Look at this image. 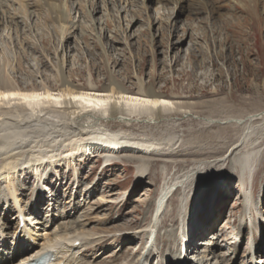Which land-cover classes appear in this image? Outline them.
<instances>
[{
	"label": "rangeland",
	"instance_id": "374dc122",
	"mask_svg": "<svg viewBox=\"0 0 264 264\" xmlns=\"http://www.w3.org/2000/svg\"><path fill=\"white\" fill-rule=\"evenodd\" d=\"M192 1L54 0L68 11H61L68 19L59 25L50 20L47 9L37 7V0H0V71L11 84L38 91L44 87L56 91L64 83L101 89L114 79L131 92L153 85L155 91L177 97L170 114L159 122L149 116L129 117L130 126L117 127L110 125L109 116L90 112L78 124L80 132L68 127L74 124L66 115L67 106L34 114L13 112L6 117L0 112V141L4 128L20 126L27 136L18 137L24 144L19 149L6 152L4 157L12 165L18 158L19 163H27L35 146L49 147L54 141L83 146L111 130L121 131L126 139H150L153 147L160 144L157 155H139L148 164L144 177H137L134 159L120 156L108 165L109 156L101 151L69 167L66 155L54 157L46 188L22 167L17 198L27 211H34L29 217L35 221L29 224L37 232L27 242L33 253H41V247L50 242L62 260L75 255L74 264H111L118 252L131 248L132 254L116 264H170L177 256V236L186 232L188 219L195 216L207 219L209 227L198 238L197 253L185 250L189 264H244L249 253L258 249L251 263L264 264V10L257 8L260 18L250 14L242 30H220L214 35L235 12L236 2L199 0L202 10L190 14ZM224 4L229 9H222ZM167 25L188 31L189 38L177 51L163 37ZM192 54L196 60L190 58ZM178 58L181 62L172 68ZM207 90L222 92L210 97ZM220 101L225 108L218 114L199 105ZM97 119L100 130L93 128ZM28 142L40 144L33 143L29 151ZM223 146L228 148L221 156L204 155L203 151ZM242 166L248 169L246 173ZM162 190H167L168 197L158 206ZM13 206L12 200L0 206V234L9 243L3 249L4 260L18 263L20 257L12 250L14 241L9 235L16 223ZM45 234L47 242L42 238ZM126 236L133 240L123 245ZM163 238L169 245L161 242ZM25 239L19 238L23 246ZM75 239L79 244H74ZM95 240L109 241L97 251ZM70 244L76 250L68 256ZM150 254L164 257L154 261Z\"/></svg>",
	"mask_w": 264,
	"mask_h": 264
},
{
	"label": "bare ground",
	"instance_id": "6f19581e",
	"mask_svg": "<svg viewBox=\"0 0 264 264\" xmlns=\"http://www.w3.org/2000/svg\"><path fill=\"white\" fill-rule=\"evenodd\" d=\"M176 1L181 2V0H176ZM203 1H206V0H203ZM234 1L236 2L235 12L232 14L230 13L231 18H228L226 21L224 20L221 28H217V30L214 31V35H219L220 30L225 31V32H234L237 29L242 30L241 26L243 25V22H247L250 14H254L255 16L257 15V18L261 17V15H259L257 13V8L258 9L263 8V10H264V0H262V1L258 0V2L255 3V5H254V1H257V0H234ZM201 2L199 0H193L192 1V4L190 6V14L192 12L197 14L199 9H200V11L202 10ZM219 2H223V0H216V2H213V3L215 4V3H219ZM36 3H37V7L39 6L38 7L39 9H43V8L47 9L46 12L47 11L49 12V14H50L49 17H50L51 21H53L59 25H65V23L68 19V16H64V14L68 11L64 10L61 3L55 4L54 0H37ZM219 7L220 6H218L217 8H219ZM221 8L222 9H224V8L229 9L228 5H225V4L222 5ZM61 11H64L65 13L62 14ZM181 12H184V14H185V11L183 8L181 9ZM257 18H255V19H257ZM263 22H264V20H263ZM249 29H250V27H249ZM63 31L68 32L67 30H63ZM187 32L188 31H184L182 33L179 31V29H177V27H174V25H171V27L167 25V27L164 28L163 37H166L167 41H170L169 43H170V47L172 48V51L173 50L177 51L180 48V45L183 43V41L186 38H189V35L187 34ZM245 34H247V32ZM175 37H178L179 39L175 40ZM171 39H172V41H171ZM256 41H257V39H256ZM215 44L218 45L220 43L215 41ZM193 55L194 54H192L190 58L192 60L193 59L196 60L195 56H193ZM216 56L219 59H221V57H222L218 53ZM180 60L181 59H179V58L176 59L174 61L172 68H174L175 65H178L179 62H181ZM199 62L202 65L201 60L200 61L198 60L197 63L199 64ZM161 64L165 65V64H163V62H160L158 65H161ZM6 69H7V66H6ZM1 73H2V71H0V112L2 111L1 116L5 115V117H6L7 114L10 113V115H11L13 112H15V113H17V112L18 113L19 112L28 113L29 112L30 114H34V112H38V111L47 112V111H49V109L50 110H52V109L53 110H56V109L60 110L64 106H67L66 110H65L67 112L66 115H69V118H70L69 121L72 124H74V126H75L74 127L73 125L72 126L68 125V127L74 131L78 130V124L81 125V123L85 119L88 118V116H89L88 113H90V112H92L93 115H94V113L102 114L103 116L105 115V118L107 116H109L107 118H111L112 120L106 119L107 122H109V120H110V122H111L110 125L111 126L116 125L117 127L118 126L119 127L130 126L131 119L129 117L149 116L151 118H154L152 120H156L157 122H159V121L165 119L167 117L166 116L167 114L168 115L170 114L171 104H173L174 100H177V97H175L173 95H169V94L162 92V91H160V92L155 91L153 89V85L152 86L147 85V86H144V89H141V90L136 91V92H131L128 89L124 88L121 84L116 82L114 79H109L110 80L108 83L109 85L104 86L101 89L77 87V86H73V85L68 84V83H64L58 89H56V91L55 90L52 91V89H47V87L46 88L44 87V89H42L44 91H38V89H36L35 87L28 89V88L15 86V85L10 83L11 80L8 82L6 80V78H4L2 76ZM161 75L159 77L160 79L162 78ZM204 90H206V89H204ZM221 92L222 91H217L216 93H212V92H209L207 90V92L205 91V94L209 95L210 97H213V96H217V95L221 94ZM61 102H63V104ZM199 105L201 106L202 110H206V112L211 113V114L221 113L222 112L221 110H223V106H224L223 102H221V103H219V102H217V103L207 102V103H199ZM224 108H225V106H224ZM1 109H3V110H1ZM97 114H95V115H97ZM101 116H100V118H101ZM67 123H68V121H67ZM45 124H46V122H45ZM19 127L20 126L14 127L12 129H9V128L5 129L4 128L3 131H4L5 135L3 136V138H1L2 140L0 141V146L5 147V148L3 147V150H0V152L3 151L2 154H0V179H4L3 180L4 182L0 181V203L1 202H2V204L8 203L9 200L10 201L12 200L14 203V206H13L14 209L15 210L17 209V212L15 214L16 223L14 225L15 226L14 231L9 234L12 236L13 239L12 238L11 239L14 241L13 246H12L13 247L12 250L15 251L14 253H16L15 255L17 258L20 257V261L18 262V264L32 261L34 259V257L43 254L42 252L45 253V251H47L48 249H55V252H54V254L52 253V255L54 256L56 262H53V264H74L75 262L78 261V258H75V255H70V257H68V256H69V254L75 252L76 249H74L75 247H73V246L78 241H80V240H78L79 238L74 240V244L72 242L73 246L71 244H70V246H68V256H67L68 259H63V260H62V258L61 259L58 258L59 255H61V254L59 251L57 252V250L54 246L50 245L51 244L50 242H48V244L43 245L41 247V253L40 252L39 253H33V250H34L33 246H30V247L27 246L28 239L31 238L30 240H34V236H36L37 231H36V229H34L32 227L33 225L31 226L29 224V223L32 224L35 221V218L34 219L30 218L34 215V211H32L31 209L27 211L25 209V207H23L21 205V202L17 198L18 193H17L16 185L18 184L17 179L19 178V175L26 171V174L28 176L30 175L32 178H34L35 181L38 183V185L41 184L44 188H46L45 182L47 183V181L49 179H47V177H44V176H47L48 173L51 172L50 165L55 163V162L53 163V161H52L54 159V157H56L58 155H66L68 157L66 163L68 164V167H69V166L75 165L77 162H85V160H87L88 158H91L94 153H96V152L99 153L101 151V154H105L106 156L107 155L109 156V157H106V160H105V163L108 165L114 164L115 162L113 160L114 159L116 160V158L120 157V156H126L130 159H134L135 160L134 162L138 164L137 168L139 169L138 173H137V177H144L146 175V172L148 171V169H147L148 164H147V162L144 161V159H141L142 157L140 158L139 155H141V156L151 155V154L157 155L155 150H157L159 148V146L157 147V145H160V144H157V145H155L156 147L155 146L153 147L152 145H154V144H152V141L150 139H140V138L139 139H126L125 137H122L123 134L121 133V131L111 132L112 131L111 130L110 132L107 131V133H105L104 135L102 134L103 137L97 136L95 138H91V139L89 138L90 141H86V143H84L83 146H81V145L77 146L76 143H73V142H72V144H67V145H66V143H64L65 144L64 145V144H59L56 141L51 142L52 144L50 143L51 146H49V147H46L45 145H42V144H41L42 146L41 145L35 146L31 152L33 155L31 154V158L28 159L27 163H24V162H23V164L19 163L20 159L18 158V159H16V163L12 165V164H9L8 159L6 157H4L7 154L6 152L8 151L12 154L13 149H19L17 147L18 145H24V144H21L19 142L21 140L17 141L18 137L24 136L22 138H27V136L25 134L23 135L22 129H20L22 127H20V128ZM95 127L99 128L98 130L101 129V127H102L101 120L97 119V126L94 125L93 128H95ZM80 128H82V126ZM40 129H41V127H40ZM6 131H11V132L7 133ZM32 135H33V133H32ZM22 138H20V139H22ZM17 142H19V143H17ZM40 142H41V140H40ZM40 142L39 143L38 142L29 143L28 142L29 143V144H27L28 146L27 145H25V146L30 147L29 148V151H30L33 143L40 144ZM23 143H25V140ZM225 147H227V146H223L222 148H220L218 150H212V151H208V152L203 151V152H204V155L210 154V155H220L221 156L226 151ZM230 147L231 148L235 147V145L233 144ZM165 151L170 152L169 149H167ZM16 155H18V154H16ZM16 155L14 157H16ZM9 160H10V158H9ZM22 167H26L28 169H24L23 172H21ZM241 170H243V173H246L248 171V169H246L245 166H242ZM46 171H47V173L44 175V173ZM239 172H240V170H239ZM2 183H4V189L1 188ZM167 193H168L167 190L161 191V193L159 194L160 197L157 201L158 206L165 203V201L168 197ZM55 195L56 194H53V196H55ZM53 201L55 202V200H52L51 202H49V208L48 209L50 210V214L48 212V214L46 215L47 217L49 216V218L52 217L51 211H53ZM10 207H12V206H10ZM36 210H38V209H36ZM26 211H27V213H26ZM22 215L24 217L23 223L25 224V227H26V228L24 227V229H23V234L25 233V236H26V239H25L26 244L24 246L18 242V240H17L18 238L16 239V234L18 235L20 232V224L22 221L19 220V218ZM206 221H207V219L201 220V219H199V217H195V216L188 219L187 224H186V230L188 231L187 237L189 238L190 243L187 244L188 246H186L187 252L197 253L200 250L199 249L200 245H198L197 242H198V238L202 237V235H203L202 233L205 231V229H207L209 227V225H207L208 222H206ZM204 223H205V226L207 225L206 227L204 226ZM1 226H3V224ZM208 235H207V237H208ZM129 236L122 238L123 245L125 243H127V244L131 243V241L133 239ZM256 236L257 235L255 233H253V236H252L253 242H255L257 240ZM0 238L2 241V242H0V258L4 259L3 255H2L3 249L7 248L9 246L8 245L9 243L5 240L6 237H4L3 234H0ZM42 238H44L46 242L48 241V237L46 234L42 235ZM182 239H183V237L177 236L178 247H177L176 251L174 252V254H178V252H181L180 248H179V243L181 242ZM108 241L109 240L96 241L97 243L94 245V250L97 249V251H98L100 249V247H102ZM161 242L165 245L166 244L169 245V240L167 241L165 238H163L161 240ZM240 242L243 243V241H240ZM129 249L131 250V248H129ZM235 249H237V246H235ZM130 250L128 252H123V251L121 253L118 252V254L114 257L113 261H111L112 262L111 264H116L123 257L131 255L133 251H130ZM61 253L64 254L63 252H61ZM84 255L88 256L86 253ZM249 255H250L249 256L250 259L247 260V263H244V264H252L251 260L256 255H259V249H258V251H255L254 253H249ZM149 256L151 257V256H153V254H150ZM161 256H163V254L162 255L161 254L160 255H154L153 260L154 261L157 259L159 260V257H161ZM216 257L219 258L220 254L216 255ZM1 259H0V264H16L13 262V260H9V261L4 262ZM149 262H151V259ZM175 262L177 264H189V259L187 258V256L182 257V259L178 256H175L174 258L170 259V264L175 263Z\"/></svg>",
	"mask_w": 264,
	"mask_h": 264
}]
</instances>
